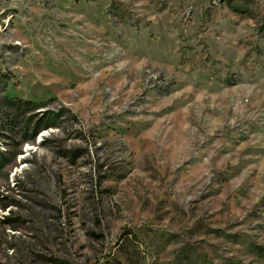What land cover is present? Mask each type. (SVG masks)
Wrapping results in <instances>:
<instances>
[{"label": "rangeland", "instance_id": "374dc122", "mask_svg": "<svg viewBox=\"0 0 264 264\" xmlns=\"http://www.w3.org/2000/svg\"><path fill=\"white\" fill-rule=\"evenodd\" d=\"M0 264H264V0H0Z\"/></svg>", "mask_w": 264, "mask_h": 264}, {"label": "trees", "instance_id": "16d2710c", "mask_svg": "<svg viewBox=\"0 0 264 264\" xmlns=\"http://www.w3.org/2000/svg\"><path fill=\"white\" fill-rule=\"evenodd\" d=\"M20 104L25 105V106H29V102H27V101H20Z\"/></svg>", "mask_w": 264, "mask_h": 264}]
</instances>
